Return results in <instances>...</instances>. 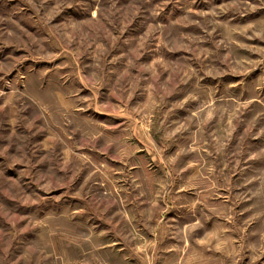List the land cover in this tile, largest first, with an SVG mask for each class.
Instances as JSON below:
<instances>
[{
    "label": "rangeland",
    "instance_id": "rangeland-1",
    "mask_svg": "<svg viewBox=\"0 0 264 264\" xmlns=\"http://www.w3.org/2000/svg\"><path fill=\"white\" fill-rule=\"evenodd\" d=\"M0 264H264V0H0Z\"/></svg>",
    "mask_w": 264,
    "mask_h": 264
}]
</instances>
